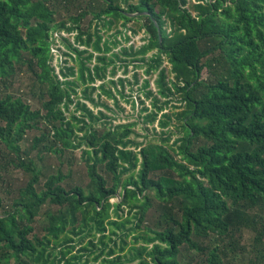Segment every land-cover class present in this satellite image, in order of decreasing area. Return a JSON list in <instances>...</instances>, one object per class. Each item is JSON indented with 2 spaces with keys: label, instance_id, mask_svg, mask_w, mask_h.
<instances>
[{
  "label": "trees",
  "instance_id": "16d2710c",
  "mask_svg": "<svg viewBox=\"0 0 264 264\" xmlns=\"http://www.w3.org/2000/svg\"><path fill=\"white\" fill-rule=\"evenodd\" d=\"M72 1L0 0V264H264V0H84L76 13ZM59 7L67 15L57 19ZM165 18L171 31L163 34ZM135 19L149 41L125 47L131 58L123 66L139 62L145 75L158 73L164 102L150 77L139 89L152 99L151 109L140 98L141 116L145 125L159 120L160 142H137V122L114 124L81 100V113L71 111L81 97L95 102L92 83L105 79L108 67L116 72L119 54L105 53L118 41L101 44V30ZM64 28L78 29L92 47L71 45L77 64L65 81L50 63L51 32ZM164 56L174 81L161 68ZM27 71L38 108L13 92ZM125 82L100 84L122 110L113 88L125 99ZM96 104L113 110L105 100ZM167 106L179 111L159 117ZM174 121L181 136L171 144L174 131L165 130ZM31 132L39 135L27 151ZM78 149L86 186L69 181L64 162L46 177L32 157L38 150L41 162L48 153L62 161ZM17 172L28 178L21 187L6 182Z\"/></svg>",
  "mask_w": 264,
  "mask_h": 264
},
{
  "label": "rangeland",
  "instance_id": "374dc122",
  "mask_svg": "<svg viewBox=\"0 0 264 264\" xmlns=\"http://www.w3.org/2000/svg\"><path fill=\"white\" fill-rule=\"evenodd\" d=\"M84 0H75V1H72V3L74 4H71L69 5L70 7V12H78V8H79V4L80 3H83ZM53 6L55 7L56 5L54 4L53 2ZM124 7H127V4L124 3L123 5ZM58 12H57V19H59V17L62 16H65L67 14L66 13V10L64 9L63 10V7L62 9L59 7L58 9ZM61 14V15H60ZM91 16H88L86 17L85 19L82 20V28H86L89 24V20H90ZM165 24H164V21H162L161 19H159V26L162 30V33L165 34L166 30L165 28L170 31V23L168 21V19L165 18ZM140 23V24H139ZM135 28H138L139 25L142 24V20H137L135 19V21L133 23H131ZM165 27V28H164ZM128 34L129 31H128ZM108 36H110V33H108ZM136 38V37H135ZM124 44L126 47H128L130 44H129V40L128 39H124ZM124 44H122L124 46ZM114 48H117V45H114L113 49L111 50V52H118L116 51ZM111 52H108L107 55H110ZM153 52L155 51H151V52H148L145 57L148 59L152 54ZM98 54V52L96 53ZM123 58H126L127 56L126 55H122ZM129 58H131V56H129ZM122 61V60H120ZM123 62V61H122ZM138 63L139 62H129V66H128V71H125L123 66H120L118 68V72L115 73V78H117V76L119 77H122V78H125L127 80V82H125V90H124V93L126 94V97L125 99L121 96H120V99H119V103L120 105L122 106V108H124L123 110L122 109H119V108H115L117 111H113L115 113V116L112 115V111H110L109 109L107 108H104L102 109V111L105 113V114H108L109 116H113V118H115V122L117 121H122V122H137V125H135V131L137 132V135L135 134H132V137L133 139H136L137 142H145V141H151V140H156L157 142H160V136L162 134V127L159 126V120L154 123V124H151V125H145L144 124V117L141 116V110L143 108V104L141 103V99H145V104L148 105L151 109H152V99L151 98H147L143 95V93L141 92V90L139 89L140 88V85H141V82L142 80L145 78V77H150L151 79V89L155 92V94L158 96V99L161 100V102H164L165 99L162 98L160 96V94L158 93V88H157V85L155 83V79L158 75V73H155L153 76H150V75H145V66L144 67H140L138 66ZM77 64V63H76ZM137 73L138 77H140V83H137L135 80H136V76L135 74ZM22 77V78H21ZM202 77L203 78H207V74L206 72H204L202 74ZM21 78V79H20ZM19 80H18V83L15 85L14 87V90L13 92L15 94H23L25 95L26 100H29L33 107L34 108H38L39 107V102H38V98H31L30 97V94H31V88H30V85H31V74L27 71L26 73H24V75L20 76ZM107 82H108V78H106ZM103 82V81H102ZM99 84V83H97ZM96 92V91H94ZM85 98V97H84ZM141 98V99H140ZM87 99V98H85ZM127 99H129L127 101ZM177 99V97H176ZM89 100V99H87ZM103 100L107 101L109 103L110 106H113V100L111 97H104ZM91 102V100H89ZM88 101V102H89ZM132 101H135L136 102V105L133 106V102ZM173 103L171 104H177V106H179V102L178 100H173L172 101ZM175 102V103H174ZM91 104V103H90ZM92 108H94L92 106V104L90 105ZM95 114H99V111L97 108H95ZM114 109V108H113ZM114 109V110H115ZM77 109H76V105H72L71 106V111L72 112H75ZM71 111H69V114L71 113ZM97 111V112H96ZM179 110H175L174 108L170 107V106H167L166 109L164 110L163 113H167V114H170L172 112H177ZM77 114H80L81 111H76ZM147 113L146 112H143V116H145ZM160 117V115H159ZM177 123V124H176ZM175 125H179L180 124L177 122V121H174L171 125H170V128L166 129L165 131H174V134L176 133L175 131H180L176 128ZM149 127L150 129V134L151 136L149 138H146V135H148V131L146 130V128ZM154 129H157L156 130V133L154 131ZM39 135L38 132H31L29 133V136L27 137V141H25L23 147L25 150L27 151H31V148H32V142H33V138L35 136ZM140 136V137H139ZM158 136V137H157ZM181 135H179L178 133L174 135L173 137V140L171 142V144L174 142L175 139H177L178 137H180ZM85 148V146H84ZM134 149V148H132ZM32 157L39 163V165L41 166V168H43V170L45 171V175L46 177H48L49 175H52V174H56L57 173V170H58V167L60 166L61 162H64V166H63V171L65 173H69L70 170H72V179L69 180L70 182H73L75 184H82L84 186H86L89 181H90V178H89V175H88V167H87V164L85 163V159L83 157V149H78V150H75V151H70L68 152L65 157L62 159V161H59L58 157L54 154H45L44 156V161H39L38 160V150H35L34 152H32ZM7 181L6 182H10L12 180L13 183H15L14 185H18V186H23L25 185L27 182H28V178L23 175L22 173H15L14 175L11 174L10 176L7 177ZM13 187V186H12ZM6 189H3V195L5 197L8 196V198H11L10 195L5 192ZM120 199L119 198H115L112 200V202H118ZM48 206H45L43 208V212L46 211ZM127 213V211L124 212V216L125 214ZM45 217V215H44ZM150 220V219H149ZM133 239V236H130L128 238V241L130 243H132V240ZM142 243H138L137 245L140 246ZM82 246H78V249L81 248ZM128 253V249L125 250V252L121 253V252H118V254L120 255H125ZM92 262H93V259H92ZM100 262V261H98ZM124 264H127V263H124Z\"/></svg>",
  "mask_w": 264,
  "mask_h": 264
},
{
  "label": "built area",
  "instance_id": "2783aa9c",
  "mask_svg": "<svg viewBox=\"0 0 264 264\" xmlns=\"http://www.w3.org/2000/svg\"><path fill=\"white\" fill-rule=\"evenodd\" d=\"M189 1H191L193 3H199L200 2V0H189ZM188 5L189 4H187L186 6H188ZM133 22L134 21L129 22V23H127V26H124L123 25V20H121L119 22H116V24H114L112 26V29H110V30L102 29L101 30V33L103 34L101 44H103L105 42V40H110V41L111 40H117L118 41L117 48H114L118 52H111V50L114 47V45H112V44H110L112 46H111V49L109 51V52H111L110 55L112 53H117L120 56V59H115L116 60V65H117L115 73H117L118 72V68L120 66H123V64H124L122 61H120V60L124 59L122 57V55H125L124 52H123V49L126 47L125 44H124V39H128L129 40V44L130 45L127 48H130L131 46H133L134 49L141 48L143 45H145L149 41L148 39H149L150 35L147 32L146 28L145 27L135 28L131 24ZM68 25H70V23H67V26ZM93 26H94V24H93ZM134 29H137V30L134 31ZM128 31H129L130 34H128ZM170 31H171V28H170ZM108 33H110V36H108ZM78 34H79V30L78 29H73V30L70 31L67 28L53 30L51 32V41H52L51 54H52V58L50 60V63L52 65V67L55 69V72L59 75L60 79L63 80V81L72 78V76H69V77L65 76L64 72L68 71V67L69 66H76V61H75L74 57L75 58L77 57V53L72 48V46L78 47L81 50L90 49L92 51V47H87V45H84L77 38ZM84 37H86V36H84ZM122 44H124V46ZM93 53H94L95 56L100 54V53L96 54L97 52H93ZM107 53H105V54L107 55ZM110 55H107V56H110ZM127 57L129 58V56H127ZM95 63H96V58L94 57L93 62L90 65L93 67ZM108 68L109 69H108L106 78L115 79V80H117L119 78H122V77H119V76H117V78H115L114 77L115 74L114 75L111 74V70H110L111 67H108ZM123 68L125 70L124 66H123ZM161 68H165L166 69V72H167V75H168L167 80L174 81V74L172 72V65H171V63H169V61L167 60V58L165 56H164V62L162 64ZM106 78L103 79V80H97L95 83H92L93 85L96 86V89H95L96 92H93V97L95 98V102H93V101L90 102L89 100L85 99L84 97H81L79 99H76V101L72 105H76V109H77L78 100H81L83 102H86L89 105V107L94 112L96 110L95 108H97L98 110L104 109L105 107L96 104V102L98 100H103V98L106 97V96L108 97V95L103 93L102 90L100 89V84L102 83V81L103 82L107 81ZM97 83H99V84H97ZM139 83H140V81H139ZM118 88H121V86L118 85ZM113 90H114V93L117 95V97L120 99V96H119V94H117V91H115V88H113ZM112 100H113V106H111V108L115 109L116 107L114 105V99L112 98ZM90 103L92 104V106L94 105L95 107L93 106L94 108H92L90 106L91 105ZM114 109L112 110V112L113 111H115V112L117 111L116 110L117 108L115 110ZM163 112L160 113V117H161L162 114H164ZM112 115L115 116V113L113 112ZM115 121L116 120L114 118V120H113L114 124L126 123V122H122L120 120L117 121V122H115Z\"/></svg>",
  "mask_w": 264,
  "mask_h": 264
}]
</instances>
